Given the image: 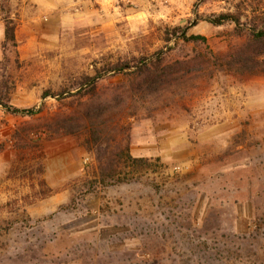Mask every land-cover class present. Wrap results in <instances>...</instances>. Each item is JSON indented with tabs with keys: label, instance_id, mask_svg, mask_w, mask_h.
<instances>
[{
	"label": "rangeland",
	"instance_id": "rangeland-1",
	"mask_svg": "<svg viewBox=\"0 0 264 264\" xmlns=\"http://www.w3.org/2000/svg\"><path fill=\"white\" fill-rule=\"evenodd\" d=\"M224 13L264 0H0V99L36 113L0 106V264H264V75L219 66ZM126 61L176 77L138 91ZM87 104L98 141L49 129Z\"/></svg>",
	"mask_w": 264,
	"mask_h": 264
},
{
	"label": "trees",
	"instance_id": "trees-1",
	"mask_svg": "<svg viewBox=\"0 0 264 264\" xmlns=\"http://www.w3.org/2000/svg\"><path fill=\"white\" fill-rule=\"evenodd\" d=\"M208 23L214 26H224L226 24H234L235 33L241 39L244 38V42L241 46L232 50L229 54L225 55L219 60L218 64L222 68H227L229 70H239L245 74L250 75H264V15L259 18H254L251 22L252 24L243 25L242 16L232 13L220 14L214 18H207ZM245 27V28H244ZM180 39L183 41H206V38L202 36H188L186 33L180 34ZM12 43L15 42V29L7 28L6 30V41ZM145 61V60H143ZM139 62L143 64L145 62ZM138 64V63H137ZM132 62H124L112 66L108 69L110 73H121L128 76L139 75L144 79L136 87L138 91L144 89V87L149 86V91L154 92L168 84L171 85L174 73L172 72V67L166 68L160 75L165 74L161 79L153 80L152 77L156 74L158 70L152 69V63H145V65L140 66ZM211 62L209 60L200 61L199 66L192 68H183L186 72L191 71H201L204 68L210 66ZM92 81V80H90ZM95 87V84L92 85ZM94 105V104H93ZM0 106L4 108L7 112L13 115H34L33 110H19L10 104H7L0 99ZM113 108L107 106L105 108L98 107L94 109L90 104H87L83 109V113L77 115V117H71L64 121H56L49 126L50 130H53L57 136H65L71 134H77L86 132L91 135L93 139L98 141V137H102L101 129L99 127L104 125L101 119H104L111 113ZM101 122V123H100ZM124 163L125 165L131 163L133 165L144 166L149 163V160L143 158H133L128 152L126 153Z\"/></svg>",
	"mask_w": 264,
	"mask_h": 264
},
{
	"label": "crops",
	"instance_id": "crops-1",
	"mask_svg": "<svg viewBox=\"0 0 264 264\" xmlns=\"http://www.w3.org/2000/svg\"><path fill=\"white\" fill-rule=\"evenodd\" d=\"M33 3H38L41 0H31Z\"/></svg>",
	"mask_w": 264,
	"mask_h": 264
}]
</instances>
